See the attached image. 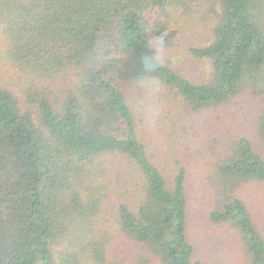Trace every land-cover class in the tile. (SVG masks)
<instances>
[{
    "label": "trees",
    "instance_id": "16d2710c",
    "mask_svg": "<svg viewBox=\"0 0 264 264\" xmlns=\"http://www.w3.org/2000/svg\"><path fill=\"white\" fill-rule=\"evenodd\" d=\"M206 17L209 41L177 50ZM248 97H264V0H0V264H203L192 191L264 264Z\"/></svg>",
    "mask_w": 264,
    "mask_h": 264
},
{
    "label": "rangeland",
    "instance_id": "374dc122",
    "mask_svg": "<svg viewBox=\"0 0 264 264\" xmlns=\"http://www.w3.org/2000/svg\"><path fill=\"white\" fill-rule=\"evenodd\" d=\"M199 16L197 15L196 17L198 18ZM199 22L201 23L200 26L187 27L188 30L184 29L178 34L177 50H179V46L184 50L191 46L202 47L209 41L213 19L206 17ZM174 59L177 58L174 56ZM180 63L184 64L183 70L185 71L188 65H185L182 61ZM203 74L204 71L202 69L201 72L195 71L190 76H196L199 79ZM251 97L243 98L244 106L242 110L255 107L253 111H257L264 106V97L250 103ZM214 151L211 149L210 157L215 159V156H217L215 148ZM245 189L253 192L251 195L248 194L251 196L248 198V202H250V207L252 206V213L257 228L264 235V189L253 188L251 185L246 186ZM190 201L188 233L195 246V259L203 264H251V258L245 248L246 243L242 240V236L230 226L217 224L210 220L209 209L210 207L212 208L211 203L203 195L201 197L195 191L191 192Z\"/></svg>",
    "mask_w": 264,
    "mask_h": 264
}]
</instances>
